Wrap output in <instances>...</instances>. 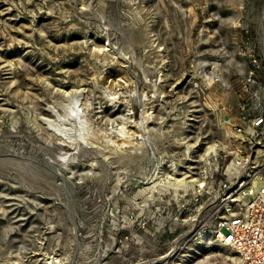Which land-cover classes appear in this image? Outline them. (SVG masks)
I'll use <instances>...</instances> for the list:
<instances>
[{"label": "rangeland", "instance_id": "374dc122", "mask_svg": "<svg viewBox=\"0 0 264 264\" xmlns=\"http://www.w3.org/2000/svg\"><path fill=\"white\" fill-rule=\"evenodd\" d=\"M252 91L264 102V0H0V264L222 261L217 210L182 224L195 204L175 198Z\"/></svg>", "mask_w": 264, "mask_h": 264}, {"label": "built area", "instance_id": "2783aa9c", "mask_svg": "<svg viewBox=\"0 0 264 264\" xmlns=\"http://www.w3.org/2000/svg\"><path fill=\"white\" fill-rule=\"evenodd\" d=\"M253 67L248 74V84L256 81L261 60L253 53ZM249 89V87H247ZM242 102L243 123L228 134L229 143H220L209 154V169L192 180L187 190L180 188L175 200L184 201V206L195 204L192 215L182 219V224L196 226L208 210H217L216 235L219 242L230 249L225 258L215 264H264V102L258 91ZM190 178V179H191ZM145 190L152 195L148 205L161 200L162 179L147 180ZM175 190V189H174ZM192 194L190 198H187ZM188 219V221L186 220ZM196 219V223H191ZM130 221L151 230V216L133 212ZM147 234V232H144ZM141 235L131 234L135 240ZM176 246L162 254L163 259Z\"/></svg>", "mask_w": 264, "mask_h": 264}, {"label": "bare ground", "instance_id": "6f19581e", "mask_svg": "<svg viewBox=\"0 0 264 264\" xmlns=\"http://www.w3.org/2000/svg\"><path fill=\"white\" fill-rule=\"evenodd\" d=\"M75 100V99H74ZM77 100V99H76ZM85 101V100H84ZM76 103H77V106H75V108L77 107V111H79V112H82V114L84 113V111L86 110H84V106H83V103H82V100H81V98H79V100L78 101H76ZM75 102H74V104H76ZM73 107H74V105H73ZM73 107L71 108V113L73 112V110H75V109H73ZM88 109V108H87ZM85 113H87V112H85ZM81 114V113H80ZM70 115H72V114H70ZM83 119V118H82ZM147 120V119H146ZM54 121V120H53ZM77 121V120H76ZM80 121V120H79ZM82 121V120H81ZM56 123H57V121H56ZM58 124V123H57ZM61 124V123H60ZM75 124V123H74ZM73 124V125H74ZM55 125V124H54ZM83 127H85L84 126V124H83ZM87 127V126H86ZM89 127V126H88ZM60 128V127H59ZM60 129H62V128H60ZM80 129V128H79ZM87 130H90V129H87ZM112 131L113 132H115L116 134H118V135H120V136H123V137H126L127 138V136H129L130 135V130H129V127H128V124L127 123H124V124H122V125H113V127H112ZM71 133V132H70ZM110 134V133H109ZM111 134H112V132H111ZM88 135V134H87ZM112 136V135H111ZM114 136V135H113ZM68 137V136H67ZM79 138V137H78ZM93 138V137H92ZM111 138V137H110ZM66 139V138H65ZM87 139H89V138H87ZM87 139H86V141H87ZM75 140V139H74ZM92 140V139H91ZM93 140H95V139H93ZM116 140V139H115ZM71 142V141H70ZM75 142V141H74ZM94 142V141H93ZM110 142L111 143H113L112 144V146L113 147H118V145L116 144V143H118V142H115L114 141V138H113V140H112V138L110 139ZM109 143V142H108ZM87 144H88V142H87ZM89 144H90V142H89ZM91 144H92V141H91ZM119 144V143H118ZM119 146H121L120 144H119ZM212 150L213 151H215L216 150V146H212ZM198 180H201L200 178L198 179ZM180 186H184V181H179L177 184H176V187L178 188V187H180ZM46 258V257H45ZM50 258V259H49ZM61 261V259L60 258H58V257H56L55 255H53V256H49V257H47L46 258V260L44 261V264H49V263H51V262H53V263H57V262H60ZM201 264H205V263H201Z\"/></svg>", "mask_w": 264, "mask_h": 264}]
</instances>
